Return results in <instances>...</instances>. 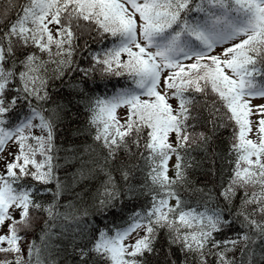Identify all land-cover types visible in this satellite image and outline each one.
<instances>
[{
  "label": "snow or ice",
  "instance_id": "obj_1",
  "mask_svg": "<svg viewBox=\"0 0 264 264\" xmlns=\"http://www.w3.org/2000/svg\"><path fill=\"white\" fill-rule=\"evenodd\" d=\"M0 264H264V0H0Z\"/></svg>",
  "mask_w": 264,
  "mask_h": 264
},
{
  "label": "trees",
  "instance_id": "obj_2",
  "mask_svg": "<svg viewBox=\"0 0 264 264\" xmlns=\"http://www.w3.org/2000/svg\"><path fill=\"white\" fill-rule=\"evenodd\" d=\"M96 79L99 80L100 77L97 76ZM106 83H107V87L101 88V91L106 92L108 94H111V92L114 90V87L119 88L121 86L126 85L127 77H110ZM115 219L117 222H119V215L118 214L115 217Z\"/></svg>",
  "mask_w": 264,
  "mask_h": 264
}]
</instances>
